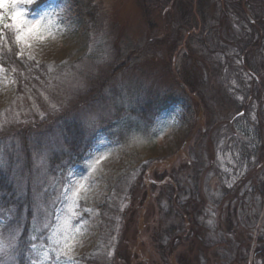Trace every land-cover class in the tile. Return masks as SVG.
Listing matches in <instances>:
<instances>
[{"label":"rangeland","instance_id":"1","mask_svg":"<svg viewBox=\"0 0 264 264\" xmlns=\"http://www.w3.org/2000/svg\"><path fill=\"white\" fill-rule=\"evenodd\" d=\"M40 1L26 6L28 18L64 8L57 21L64 31L54 30L55 38L46 36L30 50L49 65L51 76L34 83L36 92L20 93L0 72V133L54 119L71 107L93 141L83 162L69 170L76 177L89 175L88 161L106 155L92 174L87 200L80 202L81 217L73 221H86L76 264H263L256 253L264 241V0ZM164 6L172 8L165 43L157 38L167 26L159 12ZM145 11L156 25L153 34ZM187 22L195 33L173 65L179 70L186 59L198 80L192 95L181 92L171 65L163 63L171 56L170 41L179 28L185 32ZM116 63L126 69L113 76ZM106 78L110 82L103 86ZM93 83L98 85L87 94ZM168 93L174 100L153 116L151 130L129 132L128 126L138 123V105ZM81 99L88 105L77 108ZM39 132L32 138L31 183L39 191L31 240L39 237L36 243L44 245L49 232L43 224H55L65 210L69 170L55 183L49 159L58 145L52 133ZM135 151L147 161L141 175L149 183L148 197L138 182L141 165L132 161ZM146 167L158 172L159 180H151ZM121 174L127 183L104 221L96 206L106 202L109 178ZM132 184L140 189L130 195ZM20 185L25 187V180ZM4 220L0 210V231Z\"/></svg>","mask_w":264,"mask_h":264},{"label":"trees","instance_id":"2","mask_svg":"<svg viewBox=\"0 0 264 264\" xmlns=\"http://www.w3.org/2000/svg\"><path fill=\"white\" fill-rule=\"evenodd\" d=\"M40 2H43V0ZM141 4L144 7L142 2ZM32 9H36V7ZM159 12L161 13L160 17L167 22V26H165L163 30V35L157 36V38H161V41L165 43L170 36L167 34V31H171L170 16H172V8L164 6L163 8H159ZM150 17V12L145 11L146 23L151 34H153L156 25L151 21ZM184 28L185 32L179 28L180 31H178V34L180 35L170 41L168 48L171 52V56H167V59L163 61V63L167 66H169V64L171 65L170 72L172 73L175 83L183 90L181 92L183 94L187 92V95H192L196 94L195 92L198 91V80L191 74L190 69H188L189 65L186 63V59H184L183 65L179 70L175 69L173 65L175 57L177 59L182 47H184L182 44H188L190 35L195 33V25L190 24V22H187ZM4 36L7 37V43L3 47H0V65L3 66L4 72L14 80L16 89L20 93L29 92L36 87V85H34L35 82L39 80L48 81L51 76V74H49V65L38 62L35 59L29 60L26 54L24 57L18 56L16 54L18 49L13 43L14 37L10 34V30L5 29ZM9 48H11V51H9ZM131 56L127 57L128 62H131L129 61ZM185 56L187 55L185 54ZM124 69H126L124 63H116L112 69V75L115 76ZM45 81L39 84H43ZM108 82H110V79L106 78L103 82V86ZM97 85L98 83L89 84L87 89V91H89L87 94H91ZM33 91L36 92L35 90ZM224 97L226 99L228 98L226 94L222 98L225 99ZM173 100L174 95L168 93L162 97H150L145 100L144 103L138 105V107H141L136 111L138 119L135 120V122L138 123L128 126L129 132L133 131L134 127H137L139 131L149 132L151 130L150 124L153 121V116L161 113ZM80 102V104L76 105L77 108H80L82 105H88L83 99H81ZM74 115L70 107L68 111L64 114H58L54 119L42 118L41 121L24 122L19 124L15 129L8 128L6 131L0 133V162H2V164H0V210L1 215L5 218L4 222L1 223V231L4 235H7L10 230L18 228L19 231L17 234L21 245L17 253L12 257L11 264H14V262L15 264H29L30 255L32 254L27 249L31 241V226L37 211V205L34 203L33 198L39 191V187H35L34 183H31V178L34 176L32 162L33 155L35 157L33 148L36 146H34L32 138L35 129H40L39 135H47L50 133L54 135V141L57 143L58 149L51 152L52 157L50 156L49 165L51 168H54L53 174L56 179L55 183H57L61 174L83 162V158L93 141V137L86 132L84 122ZM39 146L40 145H38V147ZM132 156L134 158V160H132L134 164L141 165V175L145 170V165L142 164H145L147 161L139 152H133ZM146 168L149 171L151 180H159L157 176L158 172L156 174V172L153 171L155 166L153 168L149 167V169L148 167ZM17 169L19 174L16 172ZM126 179V176L121 174L118 179L110 177L107 181L106 202L96 206L100 210L104 221H106L105 213L107 210H110V204L118 196L122 186L126 185ZM21 180H25V187L20 185ZM138 182L140 185L142 183L144 194L148 197L150 193V188L148 187L149 183H144L142 175L139 177ZM168 184L173 186L174 182H169ZM151 186L153 187L154 185L151 184ZM179 187L181 188L180 185ZM173 188L176 189L174 186ZM135 189L139 190L140 186L136 188L135 185H130L129 188H127V193L131 195V192L134 193ZM151 189L153 190L154 188ZM167 196L169 197V203L172 205L174 200L173 192L168 191ZM144 212H146V210H144ZM144 214H139V219H141ZM257 249L256 259L257 261L263 260L264 264L263 240L262 244L259 245ZM135 252L138 253L137 251ZM171 256L174 258L172 254ZM137 258H139V256ZM5 260L7 261L8 257H5ZM180 260H182V257Z\"/></svg>","mask_w":264,"mask_h":264},{"label":"snow or ice","instance_id":"3","mask_svg":"<svg viewBox=\"0 0 264 264\" xmlns=\"http://www.w3.org/2000/svg\"><path fill=\"white\" fill-rule=\"evenodd\" d=\"M34 0H0V9H5L9 13L6 17L4 12H0V47L7 43V37L4 36V30H10L14 37L13 43L17 47V55L24 57L27 52L29 60L34 59L31 49L34 42L42 41L47 37L55 38V31H64L57 22L63 19L64 8H53L45 11L38 18H28L27 5H32ZM10 22L6 23V19ZM55 30V31H54ZM11 51V48H9ZM4 68L0 65V72ZM55 108V105H52ZM95 116L90 118V123H95ZM106 159V155L93 158L88 161L89 175L76 177L69 170L67 183L62 193L65 200V210L57 216L55 224L45 222L43 228L47 229L49 235L44 245H38L36 241L39 237H33L30 241L28 251L35 254L34 258L29 260V264H76V248L82 246L80 236L83 235L86 221L79 219V222L73 223L81 217L78 211L80 202L86 201L88 192L93 183L91 177L97 171L101 161ZM2 164V162H0ZM91 212V209H84ZM19 229L10 230L7 236L0 231V264H11L12 257L21 247L18 236ZM111 253H109L110 255ZM8 257V260H5Z\"/></svg>","mask_w":264,"mask_h":264},{"label":"bare ground","instance_id":"4","mask_svg":"<svg viewBox=\"0 0 264 264\" xmlns=\"http://www.w3.org/2000/svg\"><path fill=\"white\" fill-rule=\"evenodd\" d=\"M245 10V9H244ZM252 21V20H251Z\"/></svg>","mask_w":264,"mask_h":264}]
</instances>
